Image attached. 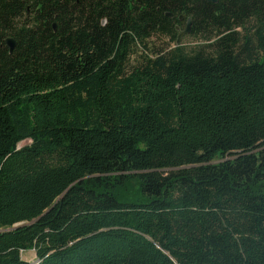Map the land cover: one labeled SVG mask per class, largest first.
Segmentation results:
<instances>
[{"label":"trees","instance_id":"16d2710c","mask_svg":"<svg viewBox=\"0 0 264 264\" xmlns=\"http://www.w3.org/2000/svg\"><path fill=\"white\" fill-rule=\"evenodd\" d=\"M0 264H264V0H0Z\"/></svg>","mask_w":264,"mask_h":264},{"label":"rangeland","instance_id":"374dc122","mask_svg":"<svg viewBox=\"0 0 264 264\" xmlns=\"http://www.w3.org/2000/svg\"><path fill=\"white\" fill-rule=\"evenodd\" d=\"M184 19V18H183ZM185 21V20H183ZM184 26L185 24H183V26L181 28H179V33L181 31L184 30ZM204 39L202 37L199 36H194L190 33H184L181 35L180 37V41L179 43L182 44L185 47H196L198 45H201L203 43ZM169 42V44L167 45V43ZM147 45L149 48H158V47H164L167 45V47H172L174 46V42H170L168 41V39L165 36L159 35V34H155L153 35L148 41H147ZM144 46L140 45L139 47H137L135 49V52L131 55L128 64L132 65L137 63L138 61L141 60V52L143 51ZM149 53V50L147 51ZM30 140H25V141H21L19 143V146H22L26 143H28ZM21 257L27 261H30L32 259L36 258L35 252L33 250H24L23 252H21Z\"/></svg>","mask_w":264,"mask_h":264},{"label":"water","instance_id":"95a60500","mask_svg":"<svg viewBox=\"0 0 264 264\" xmlns=\"http://www.w3.org/2000/svg\"><path fill=\"white\" fill-rule=\"evenodd\" d=\"M207 1L215 2L216 0H207ZM167 15L171 16V13H167ZM183 18H184L183 14L179 15V19H183ZM190 30H191V19L187 18L186 27H185V29L183 31H181L178 34L176 42L179 43L181 35L184 34V33H189ZM6 44L9 47V50L11 51L14 48V46H15V40L12 37H7L6 38ZM15 225H18V224H15Z\"/></svg>","mask_w":264,"mask_h":264}]
</instances>
